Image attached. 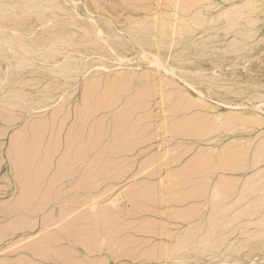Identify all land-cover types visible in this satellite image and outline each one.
Returning a JSON list of instances; mask_svg holds the SVG:
<instances>
[{"label":"rangeland","instance_id":"374dc122","mask_svg":"<svg viewBox=\"0 0 264 264\" xmlns=\"http://www.w3.org/2000/svg\"><path fill=\"white\" fill-rule=\"evenodd\" d=\"M0 1V33L25 37L37 54L18 74L14 66L7 71L0 57V264H84L88 255L94 264L101 258L111 264H157L165 256L159 250L182 241L188 229L194 232L189 241L183 238L188 248H201L204 235L219 248L207 254L191 250L183 264H233L234 259L264 264V0H188L192 7L186 0H74L76 9L73 0ZM236 5L242 13L229 22L222 13ZM72 19L87 24H71ZM95 22L101 38L87 27ZM48 39L56 59L78 62L80 69L50 72L42 59ZM138 49L172 64L175 77L150 56L138 57ZM226 115L241 119L225 129ZM258 116L262 121L254 123ZM250 202L253 208L259 204L253 209ZM217 223L222 226L215 231ZM125 248L130 253L123 254Z\"/></svg>","mask_w":264,"mask_h":264},{"label":"bare ground","instance_id":"6f19581e","mask_svg":"<svg viewBox=\"0 0 264 264\" xmlns=\"http://www.w3.org/2000/svg\"><path fill=\"white\" fill-rule=\"evenodd\" d=\"M25 1H31V0H25ZM66 1V0H65ZM65 1H64V3H65ZM143 2H145L144 0H142ZM147 1V0H146ZM149 1V0H148ZM155 1V0H154ZM157 1V0H156ZM177 1V0H176ZM180 1V0H179ZM186 1H188V0H186ZM190 1V0H189ZM188 1V2H189ZM192 1V0H191ZM202 1V0H201ZM1 2V1H0ZM72 2V1H71ZM139 2V1H138ZM158 2V1H157ZM73 7H72V9H76V6H78L77 5V3L73 0ZM186 2H184V4H185ZM245 3V2H244ZM66 4H67V2H66ZM94 4V3H93ZM128 4V3H127ZM177 4H178V2H176V4H175V8H176V6H177ZM193 4H194V2H193ZM192 4V5H193ZM126 5V4H125ZM129 5V4H128ZM150 5V4H149ZM154 5V4H153ZM180 6H181V3L179 4ZM189 5L191 6V4H190V2H189ZM83 6H85V4L83 5ZM163 6V5H162ZM174 6V5H173ZM143 7V6H142ZM141 7V8H142ZM149 7H152L151 5L149 6ZM148 7V8H149ZM179 7V6H178ZM182 8L184 7V6H181ZM188 7V6H187ZM192 7V6H191ZM226 7V6H225ZM46 8V7H45ZM82 9H83V7H81ZM85 8H87V7H85ZM137 8V7H136ZM140 8V9H141ZM147 7H145V11H147V12H149V11H151L152 9L150 8V9H146ZM47 9V8H46ZM80 9V8H79ZM138 9H139V7H138ZM169 9V8H168ZM178 10L180 9V8H177ZM42 10V9H41ZM87 10V9H86ZM36 11V10H35ZM83 11H84V9H83ZM82 11V12H83ZM154 11V10H153ZM15 12V11H14ZM74 12H76V11H74ZM244 12V11H243ZM245 12H247V11H245ZM52 13V12H51ZM50 13V14H51ZM79 13V12H78ZM88 13V12H87ZM86 13V14H87ZM93 13V12H92ZM198 13V12H197ZM241 13H242V11H241V9H240V7H238L237 5L236 6H234V7H232L231 9H228V10H226V11H224L222 14H223V17L225 16L226 17V19H228L229 20V22H233L234 20H236L240 15H241ZM1 14V13H0ZM4 14V13H3ZM80 14V13H79ZM85 14V13H84ZM47 15V14H46ZM81 15V14H80ZM79 15V16H80ZM89 15V14H88ZM87 15V16H88ZM174 15V14H173ZM193 15H195V13L193 14ZM221 15V14H220ZM20 16V15H19ZM31 16V15H30ZM34 16V15H33ZM38 16V15H37ZM62 16V15H61ZM85 16V15H84ZM170 16V15H169ZM175 16V15H174ZM174 16H172V17H174ZM204 16V15H203ZM219 16V15H218ZM47 17V20L45 21V22H47L48 23V21H49V19H48V17L49 16H46ZM58 17V16H57ZM56 17V18H57ZM64 17V16H63ZM75 17H77V16H75ZM129 17V16H128ZM159 17V16H158ZM193 20L195 19V18H193L192 17V15L190 16ZM197 17V16H196ZM1 18V17H0ZM26 18V17H25ZM56 18H54V19H56ZM72 18H74L73 16H72ZM85 18V17H84ZM87 18V17H86ZM188 18H189V15H188ZM203 18V17H202ZM8 19V18H7ZM31 19V18H30ZM43 19V18H42ZM42 19H36V20H40V21H42ZM69 19V18H68ZM165 19V18H164ZM26 20V19H25ZM35 20V19H34ZM33 20V21H34ZM73 20V19H72ZM89 20H92V19H89ZM141 20V19H140ZM53 21V20H52ZM68 21V20H67ZM79 21H81V20H79L78 19V21H76V19L75 20H73L72 22H71V24H73V23H78ZM87 21V20H86ZM85 21V23L84 22H82L81 23V25H85V24H87V22ZM162 21H164V20H162ZM179 21H181V20H179ZM16 22V24H19V21H15ZM38 22V21H37ZM45 22H43V23H41V25L42 24H44ZM50 22V21H49ZM57 22V21H56ZM174 22V21H173ZM177 22V21H176ZM184 22H185V19H184ZM192 22V21H191ZM198 22V21H197ZM53 23V22H52ZM97 22H95V24H96ZM142 23V22H141ZM171 23V22H170ZM186 23V22H185ZM234 23V22H233ZM12 24H14V23H12ZM26 24V23H25ZM31 24V23H30ZM38 24V23H37ZM49 24V23H48ZM79 24V23H78ZM93 24V23H92ZM91 23H89V26H87L88 28H90L91 29V31L92 32H95L96 33V35H101V33H102V29H101V27H100V25L97 23V25L95 26H93ZM169 24V23H168ZM174 24H175V22H174ZM241 24H242V22H241ZM46 25V24H45ZM69 25V24H68ZM146 25V24H145ZM222 25V24H221ZM34 26H35V24H34ZM148 26H150V25H148ZM147 26V27H148ZM164 26V25H163ZM162 26V27H163ZM168 26H170V25H168ZM175 26V25H174ZM39 27H41V26H39ZM147 27H145V28H147ZM167 27V26H166ZM179 27V26H178ZM185 27V26H184ZM218 27V26H217ZM232 27V26H231ZM17 28V27H16ZM26 28V27H25ZM36 28H37V26H36ZM43 28H44V26H43ZM134 28H136V27H134ZM142 28V27H141ZM151 28V27H150ZM161 28V27H160ZM170 28V27H169ZM7 28L5 27L4 28V30H6ZM13 29H14V27H13ZM21 29H23L22 27H21ZM79 29V28H78ZM130 29V28H129ZM177 29V28H176ZM179 29H180V27H179ZM179 29H178V31H179ZM182 29V28H181ZM187 29H188V27H187ZM3 30V31H4ZM9 30V29H8ZM63 30V29H62ZM66 30V29H65ZM81 30H82V27H81ZM86 30V29H85ZM132 30H133V28H132ZM166 30V29H165ZM184 30V29H183ZM192 30V29H191ZM230 30V29H229ZM232 30V29H231ZM0 31H1V29H0ZM13 32H14V30H12ZM39 31V30H38ZM162 31V30H161ZM164 31V30H163ZM248 31V30H247ZM5 32V31H4ZM7 32V31H6ZM16 32V31H15ZM50 32V31H49ZM83 32V31H82ZM165 32V31H164ZM171 32V31H170ZM169 32V33H170ZM174 30H173V34H174ZM180 32V31H179ZM191 32V31H190ZM18 33V32H17ZM20 33V32H19ZM24 33V32H23ZM28 33H31L30 31H28ZM84 33V32H83ZM90 33V32H89ZM21 34V33H20ZM93 34V33H92ZM206 34V33H205ZM60 35V34H59ZM81 35V34H80ZM178 35V34H177ZM176 35V36H177ZM239 35H240V33H239ZM21 35H19V34H16V33H12V34H10L9 32L6 34H1L0 33V42H1V45H2V43H3V45L2 46H5V49H4V52H2L1 53V56L0 57H2V59L1 60H4V62L6 63V67H5V69L7 68L8 70L7 71H10L11 70V68H12V66H14V71H16V73H17V69H19V68H24V67H26V66H28V65H30V64H34V62H33V60L37 57V54H35L33 51H32V47L30 48L29 46V43H28V41L27 40H25L24 41V39H25V37H22L23 38V41H22V39H21V37H20ZM23 36H25V35H23ZM29 36V35H28ZM52 36V35H51ZM97 36V37H98ZM104 36H106V35H104ZM216 36H218V35H216ZM41 37V36H40ZM62 37V36H61ZM66 37V36H65ZM92 37V36H91ZM102 37V35L100 36V38ZM210 37V36H209ZM208 37V38H209ZM245 37V36H244ZM67 38V37H66ZM79 38V37H78ZM117 38V37H116ZM27 39V38H26ZM30 39V38H29ZM33 39V38H32ZM56 39V38H55ZM75 39V38H74ZM99 39V38H98ZM110 38H108V40H109ZM205 39V38H204ZM58 40V39H57ZM72 40V39H71ZM103 41H105L106 39H102ZM112 40H113V38H112ZM114 40H115V38H114ZM133 40V39H132ZM207 40V39H206ZM34 41H35V39H34ZM37 41V40H36ZM48 41H50V39H48ZM51 41H52V39H51ZM48 42V49L46 50V55H45V57L44 58H42L43 59V61L45 62V63H48L49 64V67H51V68H49L50 69V72L52 71V72H59L60 74H64V73H67V72H69V71H71V70H75V71H77V70H79L80 69V67L78 66V62L76 63V62H66V60L65 61H62V59L61 58H59V59H56L55 58V56H54V54H55V52H56V47H55V45H52V43H53V41L52 42ZM69 41V40H68ZM75 41H77V40H75ZM88 41V40H87ZM93 41H95V40H93ZM146 41V40H145ZM246 41V40H245ZM44 42V41H43ZM85 42V41H84ZM90 42V41H89ZM106 43H107V41H105ZM110 42V41H109ZM125 42V41H124ZM134 42V41H133ZM172 42H173V40H172ZM233 42V41H232ZM237 42V41H236ZM66 43V42H65ZM73 43V42H72ZM97 43V42H96ZM116 43H119V42H116ZM149 43H150V41H149ZM213 43V42H212ZM239 43V42H238ZM241 43V42H240ZM74 44V43H73ZM89 44V43H88ZM91 44V43H90ZM89 44V45H90ZM113 44V43H112ZM124 44V43H123ZM131 44V43H130ZM159 44V43H158ZM175 44V43H174ZM33 45V44H32ZM82 45H84V44H82ZM87 45V44H86ZM98 45V44H97ZM104 45V44H103ZM109 46H110V44H108ZM107 45V46H108ZM125 45V44H124ZM164 45H166V44H164ZM171 45H172V43H171ZM201 45H202V43H201ZM211 45V44H210ZM96 46V45H95ZM108 46V47H109ZM114 46V45H113ZM233 46V45H232ZM38 47V46H37ZM42 47V46H41ZM64 47V46H63ZM104 47V46H103ZM111 47V46H110ZM122 47V46H121ZM124 47V46H123ZM129 48H131V46H128ZM128 47H126V49L128 48ZM136 47V46H135ZM201 47V46H200ZM235 47V46H234ZM34 48V47H33ZM43 48V47H42ZM118 48H120V46L118 47ZM125 48V47H124ZM140 48V47H139ZM231 48V47H230ZM1 49V48H0ZM19 49L20 50H22L23 52H19ZM39 49V48H38ZM84 49V48H83ZM89 49V48H88ZM87 49V50H88ZM95 49V48H94ZM113 49V48H112ZM86 50V51H87ZM93 50V49H92ZM98 50H99V48H98ZM136 50H137V48H136ZM182 50V49H181ZM183 50H186V47H185V49H183ZM237 50V49H236ZM3 51V50H2ZM38 51V50H37ZM69 51V50H68ZM74 51H76L75 49H74ZM138 51H139V49H138ZM158 51V50H157ZM188 51V50H187ZM73 52V51H72ZM93 52H95V51H93ZM113 52V51H112ZM134 52H136V51H134ZM149 51H147V53H148ZM154 52V51H153ZM192 52V51H191ZM203 52V51H202ZM229 52V51H228ZM59 53V52H58ZM78 53H81V52H79L78 51ZM108 53H110L109 51H108ZM144 50H142V51H139L138 52V57H142L143 55L144 56H150L151 54H147ZM158 53V52H157ZM83 54V53H82ZM116 54V53H115ZM160 54V53H159ZM191 54V53H190ZM66 55V54H65ZM85 55V54H84ZM142 55V56H141ZM157 55V54H156ZM209 55V54H208ZM57 56V55H56ZM59 56V55H58ZM64 56V55H63ZM116 56V55H115ZM137 56V55H136ZM143 56V57H144ZM161 56V55H160ZM225 56V55H224ZM122 57V56H121ZM151 58V63H152V60H153V62H157V63H159V61L161 60V58L159 57V56H150ZM165 57V56H164ZM163 57V58H164ZM168 58H169V56H167ZM123 58V57H122ZM162 58V59H163ZM168 58H167V61H168ZM22 59H23V62L25 63V64H20V60L22 61ZM38 59V58H37ZM72 59V58H71ZM121 59V58H120ZM124 59V58H123ZM127 59V58H126ZM144 59H146V57L144 58ZM174 59V58H173ZM213 59V58H212ZM39 60V59H38ZM99 60V59H98ZM125 60V59H124ZM124 60H122V61H124ZM130 60V59H129ZM147 60H149V59H147ZM164 60V59H163ZM162 60V61H163ZM37 61V60H36ZM182 61V60H181ZM15 62H19V64L18 63H15ZM43 62V63H44ZM80 62H82V61H80ZM165 62V61H164ZM177 62V61H176ZM178 62H179V60H178ZM202 62V61H201ZM204 62H206V61H204ZM150 63V64H151ZM156 63V64H157ZM166 63H168V62H166ZM166 63H159V67L161 68H163V70H167V71H172V73H173V76L175 77V72H174V70L172 69V64H166ZM181 63V62H180ZM211 63V62H210ZM82 64V63H81ZM199 64V63H198ZM222 64V63H221ZM152 65V64H151ZM158 65V64H157ZM156 66V65H155ZM201 66H202V64H201ZM11 67V68H10ZM35 67H36V65H35ZM86 67V66H85ZM204 67V66H203ZM9 68H10V70H9ZM16 68V69H15ZM38 68V67H37ZM42 68V67H41ZM159 68V69H160ZM161 68V69H162ZM191 68V67H190ZM189 68V69H190ZM210 68H211V66H210ZM215 69H216V67H214ZM159 69H158V67H157V70L159 71ZM160 69V70H161ZM176 69H177V67H176ZM175 69V70H176ZM179 69V68H178ZM181 69H183V68H180L179 70H181ZM203 69V68H202ZM187 70V69H186ZM209 70H212V71H214L213 69H208V70H204V71H209ZM146 71V70H145ZM157 71V72H158ZM167 71H166V73H167ZM183 71H185L184 69H183ZM191 71V70H190ZM189 71V72H190ZM201 72H204L203 70H200ZM13 72V71H12ZM45 72V71H44ZM49 72V73H50ZM178 73L180 72V71H177ZM198 72H199V70H198ZM211 72V71H210ZM215 72V71H214ZM213 72V73H214ZM116 73V72H115ZM120 73V72H119ZM160 73V72H159ZM168 73H170V72H168ZM182 73V72H181ZM184 73V72H183ZM196 73H197V71H196ZM205 73V72H204ZM18 74V73H17ZM114 74V73H113ZM135 74V73H134ZM177 74V73H176ZM198 74H200V72L198 73ZM197 74V75H198ZM206 74V73H205ZM211 74V73H210ZM11 75H13L12 73H10V76ZM16 75V74H15ZM146 75V74H145ZM189 75V74H188ZM192 75V74H191ZM193 75H194V73H193ZM202 75V74H201ZM208 75V74H207ZM6 76V75H5ZM4 76V77H5ZM7 76H8V74H7ZM69 76V75H68ZM130 76V75H129ZM53 77V76H52ZM65 77V76H64ZM67 77V76H66ZM125 77V76H124ZM191 77V76H190ZM204 77V76H203ZM212 77H215V75L214 76H212ZM217 77V76H216ZM8 78V77H7ZM6 78V79H7ZM57 78V77H56ZM59 79H61L60 77H58ZM95 78V77H94ZM146 78V77H145ZM159 78H163V77H159ZM194 78H195V76H194ZM100 79V78H99ZM123 79V78H122ZM179 79V78H178ZM183 79V78H182ZM190 79V78H189ZM207 79V78H206ZM52 80V79H51ZM124 80H126V78L124 79ZM148 80V79H147ZM165 80V79H164ZM181 80V79H180ZM204 80V79H203ZM210 80V79H209ZM212 80V79H211ZM10 81V80H9ZM16 81V80H15ZM63 81V80H62ZM97 81H98V79H97ZM159 81V83H160V80H158ZM195 81V80H194ZM221 81V80H220ZM95 82V81H94ZM123 82V81H122ZM129 82V81H128ZM131 82V81H130ZM205 82V81H204ZM217 82V81H216ZM173 83V82H172ZM171 83V84H172ZM185 83V82H184ZM186 83H189V81L187 82L186 81ZM186 83H185V85H186ZM202 83V82H201ZM109 84V83H108ZM127 84V83H126ZM154 84V83H153ZM181 84V83H180ZM170 85V84H169ZM174 84H172V86H173ZM175 85H176V83H175ZM189 85H190V83H189ZM205 85V84H204ZM203 85V87H205ZM3 86V85H2ZM93 86H95L94 84H93ZM153 86V85H152ZM161 86V83H160V85H159V87ZM166 86H167V84H166ZM171 86V85H170ZM192 86H194V84H191V86H189V87H192ZM195 86H197V83H195ZM221 86V85H220ZM120 87V86H119ZM145 87V86H144ZM208 87V86H207ZM99 88V87H98ZM128 88H129V86H128ZM143 88V87H142ZM146 88V87H145ZM193 88V87H192ZM195 88V87H194ZM209 88V87H208ZM211 88V87H210ZM209 88V89H210ZM1 89V88H0ZM92 89H93V87H92ZM91 89V90H92ZM107 89V88H106ZM179 89V88H178ZM200 89V88H199ZM13 90V89H12ZM104 90V89H103ZM124 90V89H123ZM144 90V89H143ZM150 90V89H149ZM154 90V89H153ZM161 90V89H160ZM171 90H173V88L171 89ZM170 90V91H171ZM184 90H186V89H184ZM207 90V89H206ZM87 91V90H86ZM90 91V90H89ZM121 91H122V89H121ZM130 91V90H129ZM166 91H168V90H166ZM212 91V90H211ZM217 91V90H216ZM144 92V91H143ZM155 92V91H154ZM185 92V91H184ZM202 92V91H201ZM205 94H206V92L205 91H203ZM207 92H208V90H207ZM15 93H17V92H15ZM110 93V92H109ZM149 93V92H148ZM173 93V92H172ZM190 93V92H189ZM209 93V92H208ZM215 93V92H214ZM3 94V93H2ZM35 94V93H34ZM62 94V93H61ZM154 94V93H153ZM180 94H181V92H180ZM185 94V93H184ZM188 94V93H187ZM204 94V95H205ZM216 94H217V92H216ZM92 95V94H91ZM97 95V94H96ZM223 95H224V93H223ZM37 96V95H36ZM103 96H105V95H103ZM113 96V95H112ZM213 96V95H212ZM6 97V96H5ZM9 97V96H8ZM41 97V96H40ZM111 97V96H110ZM61 98V97H60ZM103 98V97H102ZM107 98V97H106ZM112 98V97H111ZM110 98V99H111ZM117 98V97H116ZM120 98V97H119ZM216 98H219V97H216ZM1 99V98H0ZM5 99V98H4ZM48 99V98H47ZM53 99V98H52ZM92 99V98H91ZM95 99H96V97H95ZM150 99V98H149ZM188 99V98H187ZM2 100V99H1ZM20 100V99H19ZM43 100H45V98L43 99ZM117 100H119V99H117ZM15 101V100H14ZM21 101V100H20ZM24 101V100H23ZM28 101V100H27ZM40 101V100H39ZM86 101V100H85ZM96 101V100H95ZM106 101V100H105ZM226 101H227V99H226ZM17 102V101H16ZM229 102V101H228ZM84 103V102H83ZM108 103V102H107ZM131 103V102H130ZM174 103V102H173ZM189 103V102H188ZM188 103H186V101H185V105L186 104H188ZM196 103V102H195ZM114 104H115V102H114ZM137 104V103H136ZM151 104V103H150ZM177 104V103H176ZM199 104H200V101H199ZM202 105H203V103H201ZM205 104V103H204ZM102 105V104H101ZM127 105V104H126ZM162 105V104H161ZM179 105V104H178ZM214 105V104H213ZM216 105V104H215ZM214 105V106H215ZM138 106V105H137ZM145 106V105H144ZM164 106H165V104H164ZM190 106V105H189ZM206 106V105H205ZM18 107V106H17ZM45 107V106H44ZM86 107V106H85ZM94 107V106H93ZM131 107V106H130ZM169 107V106H168ZM187 107H188V105H187ZM1 108V107H0ZM69 108V107H68ZM211 108V107H210ZM95 109V108H94ZM94 109H92V110H94ZM131 109V108H130ZM162 109V108H161ZM171 109V108H170ZM172 109H173V107H172ZM26 110V109H25ZM163 110V109H162ZM67 111V110H66ZM74 111V110H73ZM86 111V110H85ZM89 111V110H88ZM96 111V110H95ZM129 111V110H128ZM136 111V110H135ZM157 111V110H156ZM168 111V110H167ZM82 112V111H81ZM91 112V111H90ZM127 112V111H126ZM130 112V111H129ZM179 112V111H178ZM97 113V112H96ZM151 113V112H150ZM163 113V112H162ZM172 113H174V112H172ZM133 114V113H132ZM223 114V113H222ZM57 115V114H56ZM67 115V114H66ZM66 115H65V118L67 119V117H66ZM85 115V114H84ZM83 115V116H84ZM139 115H140V113H139ZM224 115V114H223ZM253 115V114H252ZM257 115V114H256ZM68 116V115H67ZM145 116V115H144ZM121 117H122V114H121ZM120 117V118H121ZM126 117H128V116H126ZM143 117V116H142ZM224 117V116H223ZM62 118V117H61ZM84 118V117H83ZM106 118V117H105ZM104 118V119H105ZM136 118V117H135ZM151 118V117H150ZM193 118V117H192ZM195 118V117H194ZM208 118V117H207ZM214 118V117H213ZM212 118V119H213ZM245 118V117H244ZM244 118H242L243 120H244ZM8 119V118H7ZM82 119V118H81ZM102 119H103V117H102ZM118 119V118H117ZM147 119V118H146ZM152 119V118H151ZM241 118H237L236 116H234V115H229V116H227L226 115V117H225V119H223V122H222V126H224V128L225 127H228V126H231V125H233L234 123H236V122H238L239 120H240ZM252 119V118H251ZM248 120V119H247ZM253 120V119H252ZM256 122H254V123H257V122H261L262 121V119H259V116L256 118L255 117V119H254ZM100 121V120H99ZM117 121V120H116ZM144 121V120H143ZM246 121V120H245ZM245 121H244V123H245ZM67 122V121H66ZM87 122V121H86ZM136 122V121H135ZM139 122V121H138ZM178 122V121H177ZM198 122H201V121H198ZM52 123V122H51ZM83 123V122H82ZM122 123V122H121ZM204 123H206V122H204ZM203 123V124H204ZM208 123H210V122H208ZM240 123H241V121H240ZM250 123H251V120H250ZM249 123V121H248V124H250ZM44 124V123H43ZM92 124V123H91ZM102 124V123H101ZM115 124V123H114ZM147 125H148V123H146ZM175 124V123H174ZM200 124V123H199ZM220 124V123H219ZM253 124V123H252ZM39 125V124H38ZM45 125V124H44ZM43 125V126H44ZM52 125V124H51ZM81 125V124H80ZM103 125H104V123H103ZM125 125V124H124ZM132 125V124H131ZM146 125V126H147ZM169 125V124H168ZM226 125H228V126H226ZM235 125V124H234ZM54 126V125H53ZM59 126V125H58ZM92 126H93V124H92ZM115 126V125H114ZM118 126V125H117ZM126 126V125H125ZM145 126V127H146ZM149 126V125H148ZM173 126V125H172ZM237 126V125H236ZM240 126V125H239ZM183 127V126H182ZM238 127V126H237ZM70 128H72V127H70ZM118 128V127H117ZM121 128V127H120ZM123 128V127H122ZM131 128H132V126H131ZM130 128V129H131ZM215 128V127H214ZM224 128H222V130L224 129ZM68 129V128H67ZM99 129V128H98ZM147 129V128H146ZM203 129V128H202ZM225 129H228V128H225ZM84 130V129H83ZM149 130V129H148ZM178 130V129H177ZM181 130H182V128H181ZM201 130V129H200ZM215 130H217V129H215ZM221 130V129H220ZM35 131V130H34ZM95 131H96V129H95ZM102 131V130H101ZM173 131V130H172ZM208 131V130H207ZM210 131V130H209ZM39 132V131H38ZM52 132V131H51ZM69 132V131H68ZM75 132V131H74ZM78 132V131H77ZM82 132V131H81ZM91 132V131H90ZM41 133V132H40ZM56 133V132H55ZM83 133V132H82ZM103 133V132H102ZM204 133V132H203ZM210 133V132H209ZM124 134V133H123ZM132 134H134V132H132ZM76 136V135H75ZM80 136V135H79ZM68 137V136H67ZM81 137V136H80ZM79 137V138H80ZM135 137V136H134ZM75 138V137H74ZM78 138V137H77ZM64 139H66V137L64 138ZM127 139V138H126ZM121 140V139H120ZM58 141V140H57ZM72 141V140H71ZM54 143V142H53ZM87 143V142H86ZM57 144V143H56ZM66 144V143H65ZM118 144V143H117ZM127 144V143H126ZM136 144H138V143H136ZM84 145V144H83ZM89 145V144H88ZM119 145H120V143H119ZM130 145V144H129ZM135 145V144H134ZM69 146H71V145H69ZM131 146H132V144H131ZM65 147V146H64ZM72 147V146H71ZM86 147V146H85ZM127 147V146H126ZM259 147V146H258ZM257 147V148H258ZM262 147V146H261ZM264 150V149H263ZM230 153V152H229ZM259 154H262V153H259ZM263 156V155H262ZM77 157V156H76ZM172 158V157H171ZM202 158V157H201ZM257 158H259V157H257ZM173 159H175V158H173ZM255 159V158H254ZM171 160V159H170ZM229 160V159H228ZM151 161V160H150ZM259 161V160H258ZM261 161V160H260ZM158 162V161H157ZM166 162V161H165ZM170 162V161H169ZM203 162V161H202ZM229 162V161H228ZM227 162V163H228ZM154 163H155V161H154ZM196 163V162H195ZM198 163V162H197ZM211 163V162H210ZM209 163V164H210ZM159 164V163H158ZM194 164V163H193ZM213 164V163H212ZM146 165V164H145ZM152 165V164H151ZM225 165V164H224ZM234 165V164H233ZM232 165V166H233ZM236 165V164H235ZM234 165V166H235ZM146 167V166H145ZM192 167V166H191ZM235 167H237V165L235 166ZM148 168H151V167H148ZM148 168H146V170H148ZM234 168V167H233ZM154 170V169H153ZM144 171V170H143ZM175 172V171H174ZM178 172V171H177ZM176 172V173H177ZM183 172V171H182ZM182 172L180 171L179 172V174H181L182 175ZM185 173V172H184ZM154 174V173H153ZM258 174V173H257ZM263 174V173H262ZM180 175V176H181ZM185 174H183V176H184ZM182 176V177H183ZM263 175H261V173H260V178L262 177ZM263 178V177H262ZM177 178H175V180H176ZM171 180V179H170ZM183 181V180H182ZM225 182H227V181H225ZM264 182V181H263ZM229 183V182H228ZM227 183V184H228ZM188 184V183H187ZM217 184H219V183H216V186L215 187H219L220 186V184L219 185H217ZM223 184V182L221 183V185ZM225 184V183H224ZM250 184V183H249ZM226 185V184H225ZM255 185V184H254ZM262 185H263V183H262ZM31 186V185H30ZM251 186V185H250ZM257 186V185H256ZM261 186V185H260ZM224 188V186L222 185V186H220V188ZM249 187V186H248ZM247 186H246V188H248ZM137 188V187H136ZM145 188V187H144ZM227 188V187H226ZM244 188V187H243ZM253 188H254V186H253ZM261 188H263V187H261ZM192 189V188H191ZM213 189H216V188H213ZM219 188H217V190L216 191H218V192H221L220 193V195H221V198H222V192L223 193H225V190L224 191H222V189H221V191H220V189L218 190ZM149 190V189H148ZM256 190H258V189H256ZM263 190V189H262ZM142 191V190H141ZM215 190L213 191L214 192V194H216L217 195V193H215L216 192ZM261 191V190H260ZM264 191V190H263ZM203 192V191H202ZM246 192V191H245ZM138 193H140L139 191L138 192H136V194H138ZM192 193V192H191ZM189 194V193H188ZM193 194V193H192ZM213 194V196H216V195H214ZM220 195L218 196H216V197H214V198H219L220 197ZM139 196V195H138ZM144 196V195H143ZM212 196V197H213ZM223 196H225V195H223ZM146 197V196H145ZM226 197V196H225ZM176 198V197H175ZM249 198V197H248ZM145 199V198H144ZM223 199V198H222ZM222 199H218L219 201H221ZM76 200V199H75ZM218 200H216L217 201V203L219 202ZM256 200H257V198H256ZM215 201V202H216ZM261 201V200H260ZM263 201V200H262ZM73 202V201H72ZM253 202V201H252ZM132 203H134V202H132ZM236 203V202H235ZM259 204V202H256V204ZM263 203V202H262ZM216 204V203H215ZM219 204H221V203H219ZM256 204L254 203V208L256 207ZM218 205V204H217ZM252 205V208H253V204L250 202V205H249V203L247 204V207L249 206V208H250V206ZM215 206V205H214ZM257 206H259V205H257ZM230 207V206H229ZM246 207V208H247ZM260 207V206H259ZM218 208H219V206H218ZM222 208V207H221ZM228 208V207H227ZM253 208V209H254ZM216 209V208H215ZM214 209V210H215ZM224 209H225V207H224ZM223 209V210H224ZM259 209V208H258ZM227 210H229V209H227ZM218 211V210H217ZM216 211V212H217ZM220 211H222V209L220 210ZM220 211H219V214H220ZM247 211H248V208H247ZM247 211H245L246 213H248ZM250 212H252L251 210H249ZM241 212V211H240ZM244 212V211H243ZM250 212L248 213V214H250ZM182 214L183 213H185V212H181ZM181 213H179V215H181ZM218 213V212H217ZM253 213V212H252ZM251 213V214H252ZM94 214V213H93ZM188 215H189V213H187ZM221 214H224L223 213V211L221 212ZM220 214V215H221ZM235 214H237L236 212H235ZM251 214H250V216H251ZM262 214V213H261ZM188 215H186L185 214V216H188ZM216 215V214H215ZM178 216V215H177ZM184 215H181V217H183ZM180 217V216H179ZM219 217H221V216H219ZM219 217H217V218H219ZM262 217V216H261ZM65 218H67L66 216L65 217H63V219L62 220H64ZM72 218V217H71ZM77 218V217H76ZM184 218V217H183ZM222 218V217H221ZM102 219V218H101ZM186 219V218H185ZM188 219V218H187ZM62 220H60V221H62ZM79 220V219H78ZM219 219H217L216 220V222L218 221ZM223 220L225 221V219L223 218ZM97 221V220H96ZM103 221V220H102ZM229 221L231 222V220L229 219ZM253 221V220H252ZM264 221V220H263ZM63 222V221H62ZM68 222H70V221H68ZM219 222V221H218ZM221 222H222V219H221ZM230 222H228V223H230ZM64 223V222H63ZM225 223H227V221H225V222H223L222 224H225ZM95 224V223H94ZM218 224V223H217ZM219 224H221V223H219ZM219 224L217 225V227L215 226V231H217V230H219L220 228L219 227H221L222 226V224H221V226H219ZM232 224V223H231ZM116 225V224H115ZM152 225H154V224H152ZM203 225V224H202ZM62 226H63V224H62ZM77 226V225H76ZM230 226V225H229ZM246 226V225H245ZM67 227V226H66ZM69 227V226H68ZM73 227V226H72ZM152 227V226H151ZM194 227V226H193ZM202 227H204V226H202ZM214 227V226H213ZM225 227V226H224ZM114 228H115V226H114ZM241 228H243V227H241ZM241 228H240V230H241ZM245 228V227H244ZM260 228V227H259ZM258 228V229H259ZM66 229H68V228H66ZM74 229H76V228H74ZM151 229V228H150ZM117 230V229H116ZM151 230H153V229H151ZM198 230V229H197ZM203 230V229H202ZM207 230V229H206ZM213 230V228L211 229V231ZM233 230V229H232ZM248 230H249V228H248ZM256 230V229H255ZM147 231H149V230H147ZM191 232L189 229L188 230H186V232L184 233V234H186V235H184L185 237L187 236V237H189V239L188 238H185L183 235H182V237L183 238H185V239H187L188 241L190 240V239H192L193 237H194V232L192 231L191 233H189V232ZM246 231V230H245ZM250 231H253L252 229L251 230H249V232ZM73 232V231H72ZM93 232H95V231H93ZM175 232V231H174ZM207 232H209L208 234H211V232L210 231H206V233ZM238 232H240V231H238ZM169 233V232H168ZM193 233V234H192ZM197 233H198V231H197ZM205 233V234H206ZM214 233V232H213ZM218 234V236L216 237V239L218 240L219 238H221L220 236H221V233L218 231L217 232ZM241 233V232H240ZM243 233V232H242ZM241 233V234H242ZM255 233V232H254ZM254 233L252 232V234L254 235ZM258 233V232H257ZM161 234V233H160ZM246 234V233H245ZM85 235V234H84ZM114 235V234H113ZM170 235V234H169ZM203 235H204V232H203ZM253 235H251L252 237H253ZM262 235V234H261ZM104 236V235H103ZM109 236V235H108ZM172 236V235H171ZM206 236H209V235H206ZM206 236L204 235L203 237H205L206 238ZM211 236V235H210ZM210 236L209 237H207V239H205L204 238V242L203 241H201L202 243V246H201V248H198V246H196V247H190V248H188V246L186 245H184V244H186V242L185 243H183L184 241H187V240H185V239H183L182 238V241L181 240H179L178 242H176V244H175V246L173 245L172 247H166V248H164V250L162 251H160L159 250V248H158V250H159V252H157V253H159V254H165V256H163V261H161V262H159V263H157V264H175V263H179L180 264V262H182V264H183V261H184V259H185V256H184V254L186 253L187 255H189L188 253H190L191 252V250L193 251L194 250V253L195 252H198V253H212L213 252V250H214V248L216 249V248H219V247H217L216 245L218 244L215 240H213L212 241V239H210ZM247 236V235H246ZM250 236V237H251ZM112 237V236H111ZM219 237V238H218ZM224 237V236H223ZM256 237H258V235L256 236ZM181 237H179V239H180ZM104 239V238H103ZM242 239V238H241ZM244 239V238H243ZM50 240V239H49ZM54 240V239H53ZM52 240V241H53ZM245 241H246V239H244ZM214 241L216 242L215 243V246H214ZM261 241V240H260ZM264 241V240H263ZM31 242V241H30ZM33 242V241H32ZM46 242H48V241H46ZM54 242V241H53ZM244 242V241H243ZM34 243V242H33ZM36 243V242H35ZM40 243H42V242H40ZM45 243V242H44ZM128 243V242H127ZM183 243V244H182ZM222 243V242H221ZM241 243V242H240ZM20 244V243H19ZM22 244V243H21ZM31 244V243H30ZM46 244V243H45ZM132 244V243H131ZM199 244V243H198ZM220 244V243H219ZM239 244V243H238ZM38 245V244H37ZM92 245V244H91ZM128 245V244H127ZM228 245V244H227ZM226 245V246H227ZM231 245H233V244H231ZM241 245V244H240ZM26 246H29L28 244L26 245ZM199 246V247H200ZM219 246V245H218ZM238 246V245H237ZM245 246V245H244ZM260 246V245H259ZM32 247H33V245H32ZM31 247V248H32ZM35 247V246H34ZM45 247V246H44ZM127 247H129V246H127ZM126 247V248H127ZM234 247V246H233ZM264 247V246H263ZM21 248V247H20ZM37 248V247H36ZM38 248H39V246H38ZM42 248V247H41ZM40 248V249H41ZM46 249H47V247H45ZM126 248L124 249L125 251H123L122 250V253L124 252H128L130 249L129 248H127V249H129L128 251L126 250ZM137 248V247H136ZM163 248V247H162ZM161 248V249H162ZM246 248V247H245ZM261 248V247H260ZM23 249V248H22ZM146 249V248H145ZM223 249H225V248H223ZM222 249V250H223ZM62 250V249H61ZM60 250V251H61ZM227 250V249H226ZM50 251V250H49ZM60 251H58V252H60ZM63 251V250H62ZM66 251L67 250H65V251H63L64 253H66ZM71 252L73 251V250H70ZM81 251V250H80ZM151 251H154V249L153 250H150V252L148 251V253H149V255H150V259H151V257H152V259H153V257H155V256H151V254H152V252ZM215 251V250H214ZM234 251H236V250H234ZM239 251V250H238ZM237 251V252H238ZM54 252V251H53ZM58 252H56V253H58ZM76 252V251H75ZM132 252V251H131ZM137 252V251H136ZM144 252H146L147 253V251H144ZM144 252L143 253H141V254H144ZM154 252H156V251H154ZM161 252H163V253H161ZM217 252V251H216ZM221 251H219V255H217V256H219V257H222V256H220V254H222V253H220ZM229 252V251H228ZM44 253V252H43ZM61 253V252H60ZM119 253V252H118ZM121 253V252H120ZM123 253V254H124ZM129 253H130V251H129ZM36 254V253H35ZM42 254V253H41ZM48 254V253H47ZM68 254H69V256H68ZM68 254L66 255V259H68V257H71V256H74L75 255V253H71V254H73V255H71L70 256V252H68ZM138 254V253H137ZM140 254V253H139ZM154 254H156V253H154ZM158 254V255H159ZM163 254V255H164ZM240 254H243V253H240ZM250 254V253H249ZM253 254V253H252ZM44 255V254H43ZM53 255V254H52ZM58 255H60V254H58ZM63 255V253H61V255L60 256H62ZM88 255V254H87ZM121 255V254H120ZM146 255V254H145ZM149 255L147 256V257H149ZM191 255V254H190ZM56 256V255H55ZM68 256V257H67ZM75 256H77V255H75ZM106 256H108V255H106ZM140 256H142V255H140ZM216 256V257H217ZM226 256V255H225ZM231 256V255H230ZM234 256V255H233ZM236 256V255H235ZM246 256V255H245ZM245 256H242L243 258L245 257ZM42 257V256H41ZM45 257H46V255H45ZM59 257V256H58ZM63 257V256H62ZM88 257H89V255H88ZM86 258V256H85V258L84 259H86V261L89 263H91V264H94V263H92L91 261H89L90 259L92 260V258H94L93 256H92V258ZM145 257V256H144ZM224 257V256H223ZM232 257V256H231ZM239 257H241V255L239 256ZM255 257V256H254ZM60 259L59 260H64L65 259V256L63 257V258H61V257H59ZM74 257H71V260L69 261V262H72ZM77 258V257H76ZM140 258V257H139ZM158 258V257H157ZM204 258V257H203ZM214 258V257H213ZM235 258V257H234ZM70 259V258H69ZM78 259V258H77ZM88 259V260H87ZM105 259V258H104ZM149 258H147V260H148ZM192 259V258H191ZM201 259V258H200ZM220 259V258H219ZM249 259H250V257H249ZM75 260V259H74ZM95 260V258L93 259V261ZM209 260V259H208ZM237 260L238 259H234V261H232L233 262V264H235V263H237ZM242 260V259H241ZM240 260V261H241ZM76 261H78V260H75V263H77ZM79 261H81V259L79 260ZM85 261V262H86ZM103 261V263L102 264H104L105 262H104V260L101 258V261H99V263L101 264V262ZM192 261V260H191ZM219 261V260H218ZM239 261V260H238ZM239 261V262H240ZM4 262V261H3ZM63 262V261H62ZM65 262V261H64ZM66 262H68V260H66ZM68 262V263H69ZM86 262V263H87ZM94 262H96V260L94 261ZM203 262V261H202ZM208 262V261H207ZM231 262V261H230ZM230 262H227V263H230ZM238 262V263H239ZM7 263V262H6ZM73 264H74V262H72ZM79 263H81V262H79ZM79 263H77V264H79ZM86 263H84V264H86ZM98 263V264H99ZM108 264H111L110 262H107ZM107 263H105V264H107ZM186 263V262H185ZM198 263V262H197ZM206 263V262H205ZM215 263H217V262H215ZM221 263V262H220ZM223 263V262H222ZM225 263V262H224ZM226 263V264H227ZM31 264V263H30ZM71 264V263H70ZM82 264V263H81ZM95 264H97V263H95ZM143 264H153V263H143ZM186 264H188V263H186ZM192 264V263H191ZM201 264H203V263H201ZM208 264V263H207ZM209 264H211L210 262H209ZM213 264H214V262H213ZM218 264V263H217ZM232 264V263H231Z\"/></svg>","mask_w":264,"mask_h":264}]
</instances>
